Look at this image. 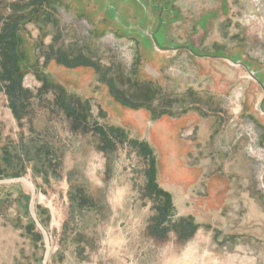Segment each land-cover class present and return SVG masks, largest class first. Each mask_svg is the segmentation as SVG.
<instances>
[{"label":"rangeland","instance_id":"obj_1","mask_svg":"<svg viewBox=\"0 0 264 264\" xmlns=\"http://www.w3.org/2000/svg\"><path fill=\"white\" fill-rule=\"evenodd\" d=\"M20 14L18 69L30 105L17 119L0 90V138L32 158L17 177L14 159L12 176L0 175V264H264L261 243L242 232L222 237L195 224L181 235L172 198L174 215L156 228L169 201L165 134L194 110L229 135L222 145L213 135L204 151L211 164H230L206 168L231 177L227 203L240 204L229 211L264 217V0H0V25ZM57 50L94 68L46 60ZM226 56L240 65L219 58ZM105 80L137 107L122 106ZM44 83L78 99L75 113ZM107 127L127 138L104 146L98 129ZM77 190L86 200L80 208Z\"/></svg>","mask_w":264,"mask_h":264},{"label":"crops","instance_id":"obj_2","mask_svg":"<svg viewBox=\"0 0 264 264\" xmlns=\"http://www.w3.org/2000/svg\"><path fill=\"white\" fill-rule=\"evenodd\" d=\"M196 112L194 110L185 114L180 118L183 123L173 124V129L165 134L170 151L166 163V188L164 191L172 198L175 217H191L200 230L205 231L212 226V228L218 229L217 235L222 237L226 234L242 232L246 234L247 239L249 238L248 242L258 240L261 243L262 251H264V217L234 216L229 209L236 210L240 203L238 204L237 201H234L233 204H231L232 202L227 203L232 192L229 189L231 188V177L220 172L211 171L209 173L206 169L207 166L209 169H213L226 164L230 167L229 163H225L226 161L222 163L218 159H215L218 162L217 165L211 164V158H206L207 154L204 153L205 146L210 144L213 135L216 137L219 133L218 141L215 143L220 145L229 140V135L222 134L215 119L214 122L208 118L201 121ZM186 117L187 119L193 118L194 121L184 122ZM158 124L161 127V123ZM181 131H184V135L185 133H193V135L190 138L185 135L181 139L179 136ZM0 140V153L3 154L5 151L10 157L8 159L5 153L4 156L2 155L3 164L0 165V175L12 176L13 174L6 173L8 171L6 159L12 161V156H15L14 151L18 156L20 155L21 160L22 155L18 153L19 149L14 148L11 143L2 142L1 138ZM177 145L182 148V154H179ZM208 163L210 164L208 165ZM24 164V161H19V169L24 168ZM19 169L17 170L20 171ZM28 214L32 222L36 221L35 214L30 207ZM213 216L214 218H212Z\"/></svg>","mask_w":264,"mask_h":264},{"label":"trees","instance_id":"obj_3","mask_svg":"<svg viewBox=\"0 0 264 264\" xmlns=\"http://www.w3.org/2000/svg\"><path fill=\"white\" fill-rule=\"evenodd\" d=\"M38 2L39 0H34ZM41 1V0H40ZM19 13V11L16 12L14 10V13ZM21 16L17 15L12 17V19H7L2 25H0V90L5 93V95L8 98L9 101V107L11 108L14 116L17 119H20L21 116L24 114V111L27 107H29V98L31 97V94L29 91L25 90L24 87H22V78L23 73L19 71L18 69V63L22 61L23 59V49L21 47V40L19 35V30L22 26V19L24 14H20ZM2 17H0L1 21ZM53 52V50L51 49ZM57 62V64L63 65L67 68L70 67H76V66H82V67H89L94 68L92 64H90L88 61H85L82 57H75L70 59L65 54H63L62 51L57 50L55 52V56H47L46 60L53 59ZM110 90L111 95L122 105L126 107H130L132 109H135L137 106H134L132 102V99H128L126 96H124L120 91H118L111 80H105L104 81ZM55 88L58 90V94L56 95L58 104L68 113L73 114L75 113V108L72 107V101L75 100V102H78L79 100L74 98V96L67 94L64 89L59 85H53L50 83H44V87ZM135 102H138L136 100ZM79 103V102H78ZM84 106L79 104L81 107L85 108L86 112H89V104L87 102H84ZM139 107H142L139 105ZM101 133V137L103 138V145L104 146H111L113 147L114 141L118 140L119 142H123L127 137L124 133V130L120 127H107V128H101L98 129ZM97 130V131H98ZM114 140V141H113ZM135 143L134 141H131ZM143 147H147L146 142H144ZM6 156H8V159H10L9 155L4 151ZM19 154H22V160L21 158L16 154L12 158L15 160L16 163H19V161H24L26 159H30L32 157L27 156V153L22 149H19ZM54 155L50 156L48 154H45L44 161L47 164V166H50V168H56L57 164L54 160ZM6 159V163H8L10 160ZM12 159V161H13ZM20 171L23 168L19 169ZM54 171V169H53ZM19 171H13V176L17 177L19 174ZM147 176L149 177L147 187L150 190H153L154 188H158V185H156L155 177H154V164L151 162L149 165V169L147 171ZM166 196L168 198V202L165 204H160L159 207V217L157 218V227L160 228V223L163 218L166 217V219L169 217H172L173 211H172V205L170 198L171 196L166 193ZM77 203V206L83 207L85 205L86 200L84 198V193L81 190H77L76 198L74 199ZM172 212L171 215H169V211ZM155 223V224H156ZM173 228L179 231L181 235H192L195 230V223L193 222V218L191 217H181L177 222H173ZM163 230V228H162Z\"/></svg>","mask_w":264,"mask_h":264},{"label":"water","instance_id":"obj_4","mask_svg":"<svg viewBox=\"0 0 264 264\" xmlns=\"http://www.w3.org/2000/svg\"><path fill=\"white\" fill-rule=\"evenodd\" d=\"M160 50H164V49H161V48H159ZM178 48H173L172 50H177ZM187 50H189L188 48H186ZM190 51V50H189ZM219 58H222V59H224V60H227V61H229V62H231V63H233V64H235V65H240V63H237V62H234L233 60H231L230 58H228L227 56L226 57H219ZM245 69H247L246 67H245ZM248 70V69H247ZM249 76L250 77H253L252 76V74L249 72ZM260 109L261 110H263V101L260 103Z\"/></svg>","mask_w":264,"mask_h":264}]
</instances>
